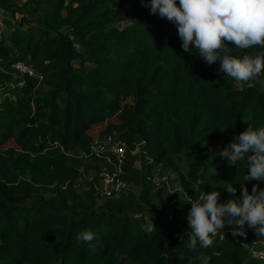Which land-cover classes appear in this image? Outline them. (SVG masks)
<instances>
[{
    "label": "trees",
    "instance_id": "16d2710c",
    "mask_svg": "<svg viewBox=\"0 0 264 264\" xmlns=\"http://www.w3.org/2000/svg\"><path fill=\"white\" fill-rule=\"evenodd\" d=\"M180 43L140 0H0V264H264L251 255L264 249L251 229L233 237L226 225L210 247L190 249L185 219L189 197L232 198L223 186L244 165L209 158L247 125H264V71L243 87ZM95 141L142 153L140 168L122 163L117 196H101V170L115 159L95 153ZM156 166L185 190L167 197L178 211L151 210ZM253 183L264 187L245 182L249 192ZM134 199L145 208H130ZM86 229L101 238L95 253L77 241Z\"/></svg>",
    "mask_w": 264,
    "mask_h": 264
},
{
    "label": "clouds",
    "instance_id": "9594fccd",
    "mask_svg": "<svg viewBox=\"0 0 264 264\" xmlns=\"http://www.w3.org/2000/svg\"><path fill=\"white\" fill-rule=\"evenodd\" d=\"M140 3L150 14L175 26L183 52H195L208 65L219 61L218 71L223 77L251 88L264 71V51L255 56L232 54L233 48L264 49V0H140ZM217 155L226 158L230 166L244 165L245 171L236 182L240 185V196H235L236 183L226 182L223 188L232 198L225 202H218L220 193L216 190L203 192L195 200L187 199L190 208L185 219L190 230V249H195L197 242L201 248L210 247L215 235L226 225L233 237L245 236L247 227L257 238H264V187L258 188L253 183L250 192L245 187V182L264 181V125H247L225 147L212 152L209 159ZM100 239L91 229L77 235V241H83L90 253L97 251ZM202 264H208L207 258L202 259Z\"/></svg>",
    "mask_w": 264,
    "mask_h": 264
},
{
    "label": "rangeland",
    "instance_id": "374dc122",
    "mask_svg": "<svg viewBox=\"0 0 264 264\" xmlns=\"http://www.w3.org/2000/svg\"><path fill=\"white\" fill-rule=\"evenodd\" d=\"M239 82L240 81H236L237 84H239ZM126 103L127 101H122V104H126ZM105 122L106 121L100 124L99 123L94 124V126H92L93 128L92 132L95 131L96 133L100 131L101 129H103V127L105 126ZM112 142L117 143L116 141H112ZM129 156L130 157L128 160L132 159V166L136 168H140L141 165L143 164L141 163V160H140V156H142V153L138 151H133L129 154ZM151 173L152 174L150 175V178L148 177V179L151 180V184L149 185V199L155 202V205L152 207L151 210L157 209L163 212L178 211L180 208H177L173 206L172 204L167 203V197L173 192L178 194L179 197L181 195H184L185 193V190L176 182L177 180H175L176 179L175 173L168 169H163L161 166H156L152 168ZM131 188H132V185L130 189ZM140 188H141L140 186H138L137 188H133V192L136 196L139 194ZM158 193L161 194V198L158 199L157 200L158 202L156 203V195ZM218 202H222L220 198H218ZM131 207L135 211H140L143 208H145V206L141 205V203L137 199H134L133 201H131L130 208ZM183 208H185V205ZM252 233L253 235H255L253 231Z\"/></svg>",
    "mask_w": 264,
    "mask_h": 264
},
{
    "label": "built area",
    "instance_id": "2783aa9c",
    "mask_svg": "<svg viewBox=\"0 0 264 264\" xmlns=\"http://www.w3.org/2000/svg\"><path fill=\"white\" fill-rule=\"evenodd\" d=\"M20 73L32 74V70L27 68L22 62L18 61L14 64ZM93 151L95 153L108 152L110 156L114 157L113 167L107 169L104 167L101 170L102 184L100 188L101 196L104 198L113 197L119 195L127 187V182L124 181L120 174L122 173V163L129 158V154L137 149L127 152V146L121 142H108V144H98L96 141L93 145ZM110 159V158H109ZM264 245V239L260 241ZM251 255L253 258L262 259L264 258V249H251Z\"/></svg>",
    "mask_w": 264,
    "mask_h": 264
}]
</instances>
